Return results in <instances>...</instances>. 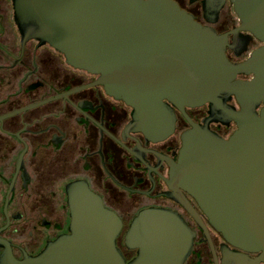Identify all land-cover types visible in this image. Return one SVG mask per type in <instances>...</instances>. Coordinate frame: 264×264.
<instances>
[{
    "label": "water",
    "instance_id": "water-1",
    "mask_svg": "<svg viewBox=\"0 0 264 264\" xmlns=\"http://www.w3.org/2000/svg\"><path fill=\"white\" fill-rule=\"evenodd\" d=\"M14 1L23 38L49 42L72 64L100 74L111 93L135 107L132 123L143 122L151 135L174 129L170 102L182 109L211 102L205 124L191 120L183 133L175 176L228 241L263 250L264 260V44L234 63L226 55L227 37L174 0ZM232 2L242 26L264 41V0ZM240 72L254 76L238 79ZM231 94L239 110L227 104ZM218 115L238 123L229 138L209 125ZM69 193L70 231L22 258L0 239V264H180L191 251L193 233L183 217L151 207L126 232V245L137 250L128 260L117 244L120 216L89 188L75 183ZM224 253L225 264L258 262L238 250Z\"/></svg>",
    "mask_w": 264,
    "mask_h": 264
},
{
    "label": "flooded vegetation",
    "instance_id": "flooded-vegetation-1",
    "mask_svg": "<svg viewBox=\"0 0 264 264\" xmlns=\"http://www.w3.org/2000/svg\"><path fill=\"white\" fill-rule=\"evenodd\" d=\"M174 1L227 37L226 55L234 63L264 44L242 26L232 0ZM253 76L240 72L236 78ZM225 100L241 108L235 94ZM170 104L175 127L165 135H151L143 122L133 124L135 107L111 93L100 74L72 64L49 42L23 38L15 1L0 0V239L22 258L68 233L69 188L76 183L99 194L120 216L117 244L128 260L137 253L125 242L130 223L141 210L156 207L176 211L191 228L193 245L180 264H225L224 248L264 264L263 250L228 241L175 176L183 133L192 121L205 124L211 102L184 109ZM209 125L225 138L238 128L226 115ZM4 249L0 244V253Z\"/></svg>",
    "mask_w": 264,
    "mask_h": 264
}]
</instances>
